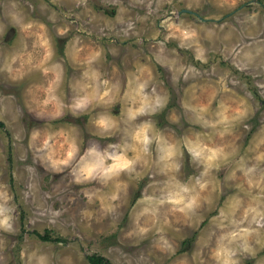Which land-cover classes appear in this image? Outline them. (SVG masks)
Returning a JSON list of instances; mask_svg holds the SVG:
<instances>
[{
  "label": "rangeland",
  "instance_id": "rangeland-1",
  "mask_svg": "<svg viewBox=\"0 0 264 264\" xmlns=\"http://www.w3.org/2000/svg\"><path fill=\"white\" fill-rule=\"evenodd\" d=\"M18 6L36 22L34 32L45 26L53 56L41 64L42 47L32 48L35 37L22 33L0 13V65L19 54L13 72L0 69V183L17 184L25 166L50 167L41 145L50 131L75 135L81 144L99 139L103 145L117 138L92 135L87 123L91 110L86 116L51 118V105H42L41 99L48 95L57 60L63 61L58 89L65 93L63 98L69 84L85 82V71L98 70L119 86L121 95L129 84L147 82L168 98L166 107L151 117L155 131L169 142L207 133L210 147L222 146L232 155L206 176L209 183L191 212L177 206L158 208L156 216L168 220L165 240L171 249L164 251L156 247L151 233L143 238L130 234L134 224H149L155 218L150 212L136 217L143 207L137 200L153 194L155 182L166 179L154 165L138 167L143 178H119L123 183L111 213H104L103 198L112 181L107 189L98 182L73 188L66 174L55 180L49 175L45 180L51 181L47 187L55 189V199L45 193L35 203L19 201L17 243L9 248L7 234L0 235V264H18L20 245L33 238L60 253L65 264H90V254L112 264H212L210 248L221 233V223L241 220L250 206L264 213V162L256 161L264 152V0H18ZM61 31L63 35L58 34ZM97 51L100 56L85 64ZM29 52L31 62L24 63ZM16 70L25 75L13 79ZM125 107L121 99L111 111L119 119ZM220 114L229 119L215 128L189 123L198 116L219 119ZM177 117L179 122L172 123ZM254 162V172L245 175L243 168ZM181 163L177 173L181 180L200 171L189 164L187 154ZM89 189L95 193L91 208L85 195ZM45 231L60 240L38 237ZM262 261L264 248L255 256L242 257L240 264Z\"/></svg>",
  "mask_w": 264,
  "mask_h": 264
},
{
  "label": "clouds",
  "instance_id": "clouds-1",
  "mask_svg": "<svg viewBox=\"0 0 264 264\" xmlns=\"http://www.w3.org/2000/svg\"><path fill=\"white\" fill-rule=\"evenodd\" d=\"M0 13L22 33L35 37L32 48L42 47L41 64L51 61L53 49L45 26L41 24L39 26L41 31L34 32L36 22L24 15L18 6V0H0ZM58 34L64 33L61 31ZM26 55L24 63H30L33 53L29 52ZM99 56V51L94 52L84 63L90 64ZM18 57V53L10 55L0 65V69L13 72V62ZM71 58L74 60V55ZM53 66L57 70L56 74L48 85L47 97L41 99L42 105H51V118L61 119L67 114H71L72 117L86 116L91 110L92 115L88 117L87 123L92 126V135L98 138H117L107 140L101 145L99 139L81 144L77 136L63 131H50L43 136L41 145L46 149L44 159L50 167L40 163L34 167L25 166L22 172H18L23 179L17 184L0 183V235L7 234L8 240L11 241L9 248L17 243V212L21 199L35 203L45 193H49L51 198L55 199L56 191L47 187L51 181L46 182L45 177L50 175L55 180L57 176L66 174L67 182L73 188L98 182L107 189L109 182L112 181L111 190L106 191L103 198L104 213H111L117 207L115 202L119 199V189L123 183L119 178L128 175L143 178L144 173L137 171L143 163L154 165L156 172L166 179L163 182H155L153 194L144 195L142 199L137 200V204H142L143 207L136 213V217L150 212L155 218L149 224H134L130 234L143 238L151 233L156 247L162 251L170 250L171 245L165 240L168 220L156 216L158 208L177 206L181 212L186 214L191 212L199 203V193L209 183L206 176L211 170H218L232 153L222 146L210 147L205 139L207 133L196 134L191 138L185 135L179 142H169L161 132L155 131L156 124L151 117L166 107L168 98L150 89L147 82H140L135 87L129 84L128 89L121 95L119 86L110 84L98 70L85 71L82 73L85 82L69 84L65 99L63 98L65 93L58 91L62 82L63 61L57 60ZM44 71L49 72L50 68H44ZM24 75V72L16 70L12 78L20 79ZM121 99L126 103V107L119 113L120 118L117 119V113L113 114L111 109L119 104ZM183 107L195 111L190 105L185 104ZM200 111L203 112L204 109L201 108ZM35 118L40 119L39 116ZM228 119L223 114H220L219 119L198 116L189 123L199 124L203 128H215ZM171 122L178 123L179 118ZM35 134L30 133L32 136ZM185 154L189 164L199 166L200 171L187 180H181L177 173L182 168L181 161ZM256 161L264 162V152L256 156ZM256 166L254 162L251 166L243 168L244 174L253 173ZM236 167L241 168V164L238 163ZM261 177L264 178V173H261ZM85 195L88 207L91 208L95 193L89 189ZM91 214V211L87 213L89 216ZM262 216L264 213L250 206L241 220L228 218L227 224L221 223L219 225L221 233L210 248L212 264H240L242 257L255 256L260 248H264ZM242 222L245 227L239 226ZM18 264H65V258L38 238H33L30 243L20 245ZM128 264L132 262L129 261ZM261 264H264V261Z\"/></svg>",
  "mask_w": 264,
  "mask_h": 264
},
{
  "label": "trees",
  "instance_id": "trees-1",
  "mask_svg": "<svg viewBox=\"0 0 264 264\" xmlns=\"http://www.w3.org/2000/svg\"><path fill=\"white\" fill-rule=\"evenodd\" d=\"M43 240H60L58 237L52 238L49 236L48 231H45L44 234H37ZM88 261L90 264H112L106 257L97 255V254H90L87 256Z\"/></svg>",
  "mask_w": 264,
  "mask_h": 264
}]
</instances>
